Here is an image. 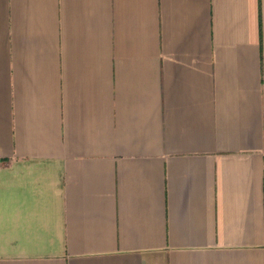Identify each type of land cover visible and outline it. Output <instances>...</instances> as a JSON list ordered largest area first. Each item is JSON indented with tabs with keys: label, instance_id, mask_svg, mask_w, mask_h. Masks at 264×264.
<instances>
[{
	"label": "crops",
	"instance_id": "crops-1",
	"mask_svg": "<svg viewBox=\"0 0 264 264\" xmlns=\"http://www.w3.org/2000/svg\"><path fill=\"white\" fill-rule=\"evenodd\" d=\"M0 264H264V0H0Z\"/></svg>",
	"mask_w": 264,
	"mask_h": 264
}]
</instances>
